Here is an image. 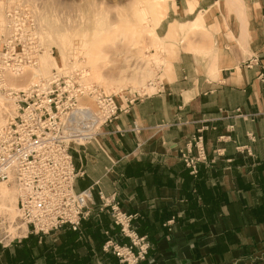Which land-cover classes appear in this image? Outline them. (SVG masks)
I'll use <instances>...</instances> for the list:
<instances>
[{
  "label": "crops",
  "instance_id": "0c3cea01",
  "mask_svg": "<svg viewBox=\"0 0 264 264\" xmlns=\"http://www.w3.org/2000/svg\"><path fill=\"white\" fill-rule=\"evenodd\" d=\"M168 2L157 25L170 52L160 88L73 151L90 215L77 231L0 243V264H127L104 249L130 240L100 192L151 244L139 264H264V0ZM199 134L210 161L195 175L181 154Z\"/></svg>",
  "mask_w": 264,
  "mask_h": 264
},
{
  "label": "built area",
  "instance_id": "2783aa9c",
  "mask_svg": "<svg viewBox=\"0 0 264 264\" xmlns=\"http://www.w3.org/2000/svg\"><path fill=\"white\" fill-rule=\"evenodd\" d=\"M4 15L6 19L0 22V84L8 74L19 75L37 66L45 50L26 4L13 0ZM79 57L69 59V70L54 68L48 77L25 88H4L17 105V113L0 126V183L17 191L18 214L12 220L0 217L3 245L24 233L47 235L65 227L80 228L91 213L92 189L76 190L84 171L77 169L73 151L109 133L108 127L120 113L128 112L141 97H126L124 107L116 94L88 80L87 68L77 64ZM254 64H258L257 58L249 60L247 66ZM259 77L263 79L264 73ZM134 130H139L138 126L134 125ZM181 155L196 175L200 164L210 161L204 136L192 137ZM100 198L102 209L109 208L122 235L130 240L122 244L108 239L104 249L122 262L139 264L146 259L151 244L133 229L135 216L125 212L114 195L100 192Z\"/></svg>",
  "mask_w": 264,
  "mask_h": 264
},
{
  "label": "rangeland",
  "instance_id": "374dc122",
  "mask_svg": "<svg viewBox=\"0 0 264 264\" xmlns=\"http://www.w3.org/2000/svg\"><path fill=\"white\" fill-rule=\"evenodd\" d=\"M119 1L19 0V4H26L33 11L40 37L48 48H52L54 52L51 56L55 58L54 60H57V63L59 62L60 66L43 65V56L49 53L46 51L40 57L39 66L43 65L48 68L44 67L41 73L37 71L39 67L35 69L27 68L19 77L11 76L9 83L6 80L3 81L0 84V91L6 98L5 106L7 110L3 112L2 99H0V124L4 120V123H6L17 113V105L4 93V88L9 87V85L15 88H24L38 77L50 75L54 68L62 69L61 64L63 63L67 65H64L65 68L63 69L68 70V67H72L70 66L69 59H76L78 56H80L79 61L76 63L87 68L88 80L97 83L105 91L116 94L120 103H125L126 97L143 96L153 93L160 88V81H163V72L169 61L170 52L166 48L167 38L161 36L157 29L159 25L157 27L154 25V16L157 23H159L162 18L160 9L163 8L165 0H142L146 3L145 5H143L144 3L141 0ZM132 1H138V5L137 3H133L136 5V7H133ZM173 1L169 0V8ZM7 2L13 3V0H7ZM130 6H132L133 10ZM135 8L140 9L142 15L146 18L143 29H134L132 25L126 26L117 23L111 28V31H100L101 33L97 31L100 35L96 34V31H93L91 34L89 32V35L84 36L85 34L82 32V29L85 27L83 25L88 21V16L91 15L90 17H92L102 10L108 16L109 14L111 16L118 13L117 16L120 18V13H125L121 18H127V16L133 18L129 13H132L131 11H134ZM150 10L156 11V15L155 13H148ZM126 14L127 16H125ZM132 15L134 16V13ZM73 24H76V26L78 24V31L72 34L74 36H71L68 44L65 45L64 54L61 51V45L58 42L59 36L55 33L54 27L69 28ZM83 38L85 39L83 40ZM74 39L78 41H74ZM125 63L129 68H127ZM122 70H125V74L129 73L123 75ZM133 74H136V76L134 77ZM4 185H0V189L4 188ZM6 186H9V189L15 190L11 185ZM10 204V198L2 196L0 192V217L10 220L14 219L13 217L15 216H12V212L5 208V206H12ZM14 212L16 215V209Z\"/></svg>",
  "mask_w": 264,
  "mask_h": 264
},
{
  "label": "bare ground",
  "instance_id": "6f19581e",
  "mask_svg": "<svg viewBox=\"0 0 264 264\" xmlns=\"http://www.w3.org/2000/svg\"><path fill=\"white\" fill-rule=\"evenodd\" d=\"M121 1V0H120ZM119 1V2H120ZM136 1V0H135ZM138 1H140V0H138ZM137 1V2H138ZM144 1H146V0H144ZM144 1H142L141 0V2H143L144 3ZM108 2V1H107ZM109 2H111V0H109ZM137 2H133L132 1V6L133 7H136V5L135 4H133V3H137ZM1 4H2V6H1ZM13 3H9V2H7V0H5L4 2H3V0H1L0 1V22H2L3 20H5L6 19V17H5V9L6 8H8L9 6H11ZM146 3H144L143 5H145ZM137 5H138V3H137ZM28 6V5H27ZM115 6V5H114ZM132 6H130L131 7V9H132ZM129 7V8H130ZM29 9H30V7H29ZM131 9H130V11H131ZM31 10V9H30ZM104 10V9H103ZM133 10V9H132ZM32 11V10H31ZM106 11V10H105ZM128 12V11H127ZM126 12V13H127ZM132 13H129V14H131V16L133 17V18H131L130 16H127V14L125 15V16H127V18L125 17H123V18H121L124 14H122V13H120L121 14V17L119 18V16H117V14H114V15H111L110 16V14H109V16L108 15H106V13L104 12V11H100L99 13H96V14H94L92 17H90V16H88L89 18H88V21H87V23L85 24V25H83V26H85L84 28L83 27H81V28H83L82 29V32H84V36H86V35H89V34H91V32H93V31H96V34H98L97 33V31H111L112 29V27L114 26V25H116L117 23L118 24H124V25H132V27H134V29H143L144 27H145V17L142 15V13H141V11H140V9H138V8H135V10L134 11H131ZM32 13H33V11H32ZM134 13V16L132 15ZM148 13H155V15H156V11H152V10H150ZM119 14V15H120ZM160 14H161V16H164L163 15V8H161L160 9ZM33 15H34V13H33ZM118 17V18H117ZM128 17H130V19H128ZM34 18H35V15H34ZM154 25L155 26H157L158 25V23H157V21H156V17L154 16ZM35 20H36V18H35ZM118 20V21H117ZM37 22V21H36ZM84 22V21H83ZM86 22V21H85ZM81 23V22H80ZM79 23V24H80ZM77 26H78V24H77ZM77 26H76V24H73L72 26H70L69 28H61V26L59 27V26H56V27H54L55 29H54V31H55V33L56 34H58V42L60 43V48H61V51H62V53H64L65 54V51H64V48H65V45L66 44H68V41H69V39H70V37L72 36H74V35H72V34H74V33H76V31H78L77 30ZM135 26H136V28H135ZM38 27V26H37ZM117 27V26H116ZM131 27V28H132ZM66 29V30H65ZM133 29V28H132ZM81 30V29H80ZM79 30V31H80ZM81 32V31H80ZM90 32V33H89ZM38 33H39V29H38ZM89 33V34H88ZM101 33V32H100ZM100 33L98 34V35H100ZM78 34V33H77ZM104 34V33H103ZM38 36H39V39H40V42H42L43 44H44V42L42 41V39H41V37H40V33L38 34ZM85 38H83V40H84ZM75 40H77V39H74V41ZM87 40V39H86ZM78 41V40H77ZM82 42V41H81ZM44 46H45V50H44V52H46V51H48L49 53H47L45 56H43V65H49V66H56V67H58V66H60L58 63H57V60H54L55 58H53L51 55H53V53H52V48H48L45 44H44ZM43 52V53H44ZM42 53V54H43ZM71 53V52H70ZM41 54V55H42ZM119 54V53H118ZM41 55L39 56V61H38V65L37 66H35V67H32V69H35V68H37V67H39V68H37V71L38 72H42L43 71V69H44V67L45 68H48L47 66H43V65H41V67L39 66V63H40V57H41ZM73 57V56H72ZM122 60V59H121ZM62 65V69L63 68H65L64 67V65L65 66H67L65 63H63V64H61ZM125 65L127 66V64L125 63ZM69 68H71V67H68V70H69ZM127 68H129L128 66H127ZM126 70H128V69H126ZM129 71V70H128ZM52 72V71H51ZM127 72V71H126ZM129 72H127L126 74H128ZM51 74V73H50ZM122 74L123 75H126L125 74V70H122ZM20 75V74H19ZM19 75L18 74H8L7 75V78H6V81H7V83H9L10 82V77L11 76H18L19 77ZM134 75V77L136 76V74H133ZM39 76V75H38ZM49 76V75H48ZM48 76H44V75H42V76H40V77H38L37 79H35L34 81H32V82H35V81H38V80H40L41 78H46V77H48ZM128 76V75H127ZM17 77V78H18ZM122 79V78H121ZM125 81V80H124ZM31 82V83H32ZM27 87V86H26ZM7 88H12V89H22V88H15V87H12V86H10L9 85V87H7ZM25 88V87H24ZM5 93V92H4ZM0 99H2V104H3V112H4V110H7V108H6V106H5V96L1 93V91H0ZM1 103V102H0ZM0 120H1V115H0ZM4 122H5V120H4ZM4 122L2 123V124H0V126L1 125H3L4 124ZM0 185H4V184H1L0 183ZM9 186H6V185H4V188H2V189H0V192H1V194H2V196H4V197H9L10 198V200H11V204L10 205H12V206H5V208L6 209H8V210H10L11 212H12V216H17V214H18V207H17V191L16 190H13V189H9L8 188ZM15 209H16V215H15ZM15 217H13V218H15Z\"/></svg>",
  "mask_w": 264,
  "mask_h": 264
}]
</instances>
